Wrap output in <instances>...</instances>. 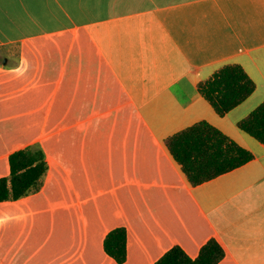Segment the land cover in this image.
Segmentation results:
<instances>
[{
	"label": "crops",
	"instance_id": "obj_1",
	"mask_svg": "<svg viewBox=\"0 0 264 264\" xmlns=\"http://www.w3.org/2000/svg\"><path fill=\"white\" fill-rule=\"evenodd\" d=\"M229 63L256 88L220 116L198 83ZM262 101L264 0H0V177L29 144L50 164L0 202V264H119L117 226L122 264L211 237L219 264H264V144L238 127ZM201 120L254 157L194 186L165 139Z\"/></svg>",
	"mask_w": 264,
	"mask_h": 264
},
{
	"label": "trees",
	"instance_id": "obj_2",
	"mask_svg": "<svg viewBox=\"0 0 264 264\" xmlns=\"http://www.w3.org/2000/svg\"><path fill=\"white\" fill-rule=\"evenodd\" d=\"M256 84L237 63H229L209 78L198 83V90L216 113L224 116L247 99ZM238 127L264 144V101ZM166 146L192 185L209 181L229 172L254 155L206 120L196 122L165 139ZM9 174L0 177V202L13 201L38 192L49 171L47 154L39 143L16 149L8 156ZM128 230L117 226L103 239L107 255L122 264L128 258ZM226 257L224 246L209 238L196 257H191L179 244H174L152 264H219Z\"/></svg>",
	"mask_w": 264,
	"mask_h": 264
}]
</instances>
